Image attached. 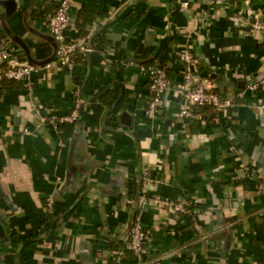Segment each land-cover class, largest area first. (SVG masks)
Listing matches in <instances>:
<instances>
[{"label":"crops","instance_id":"0c3cea01","mask_svg":"<svg viewBox=\"0 0 264 264\" xmlns=\"http://www.w3.org/2000/svg\"><path fill=\"white\" fill-rule=\"evenodd\" d=\"M182 1L71 0L67 36L93 51L38 69L30 90L0 87V264H138L126 247L137 213L163 264H264V31L250 25L264 0ZM55 9L56 0H0V35L23 60H53ZM186 46L233 107L180 118L175 52ZM147 63L165 64L171 81L155 119L145 115ZM75 92L85 101L76 122L62 132L41 122L68 114ZM145 169L156 180L145 182Z\"/></svg>","mask_w":264,"mask_h":264},{"label":"built area","instance_id":"2783aa9c","mask_svg":"<svg viewBox=\"0 0 264 264\" xmlns=\"http://www.w3.org/2000/svg\"><path fill=\"white\" fill-rule=\"evenodd\" d=\"M181 4L186 7L189 5V1L183 0ZM71 25V0H56V9L48 16L47 27L57 42V60L42 65L23 60L13 40L0 41V81L3 79L21 81L24 87L30 90L34 83V73L38 69L69 66L72 62L71 55L73 53L88 54L92 52L94 47L88 43L87 38L81 36L68 38L67 31ZM250 25L252 31H264V13L260 15L258 20L251 22ZM175 53L184 65L183 79L176 89L182 97L179 111L180 118L185 121L190 120L196 113L197 108L204 105H210L216 111L235 105L234 100L223 97L214 90L213 81L209 76H199L195 72L196 59L188 46ZM142 68L149 76V96L145 106V115L149 119H155L162 107L164 94L171 88V81L165 67L155 64L148 67L142 65ZM260 84H264V79ZM248 87L255 90L259 87V83H251ZM84 106V99L79 92H75V102L70 113L60 116L55 114L42 115L40 119L42 123H51L58 128L62 123L75 122ZM261 108L264 109V104L261 105ZM144 180L145 182L156 180L151 176L149 169L144 170ZM257 191L264 193V180L258 181ZM149 199L143 194L141 203L144 204ZM152 200L176 214H184L187 210V202L184 200L173 201L164 197H154ZM46 204L49 210H53V195L46 198ZM148 238V231L143 226L139 216H137L127 233L126 247L137 257L138 264H163L161 257L151 255L147 247Z\"/></svg>","mask_w":264,"mask_h":264},{"label":"trees","instance_id":"16d2710c","mask_svg":"<svg viewBox=\"0 0 264 264\" xmlns=\"http://www.w3.org/2000/svg\"><path fill=\"white\" fill-rule=\"evenodd\" d=\"M1 33H2V34L0 35V41H4V40H9V39H11L9 36L6 35V33H4L3 29H2V31H1ZM11 40H12V39H11ZM86 56H87V54H83V53H80V52H76V53H73V54L71 55V60H72V62H73V61H75L78 57H81V58L85 59ZM21 57H22V56H21ZM22 59H23V58H22ZM54 60H57V57H55L53 60H48L47 62H49V61H54ZM47 62L45 61V63H47ZM72 62H71V63H72ZM45 63H44V64H45ZM142 65L148 67V66H150V65H155V64L147 63V64H142ZM157 65H159V66H161V67H165L166 70H167V73H168V68H167V66H166L165 64L161 63V64H157ZM14 82H16V80L3 79L2 81H0V87H1V86H9V85L13 84ZM214 90H215V89H214ZM215 91H216V90H215ZM216 92H217V91H216ZM202 108H211V109H212V106H210V105H204V106H201V107L197 108L196 112H198V111L201 110ZM71 111H72V110H71ZM71 111H70V112H71ZM70 112H69V113H70ZM75 122H76V121H75ZM72 123H73V122H72ZM67 124H69V123L65 122V123H62V124H60V125L58 126V129L60 130V132L63 131V129L66 127ZM137 216H138V213L135 214V215L133 216L132 223H131L130 227L132 226V224H133L134 221L136 220ZM130 227H129V229H130ZM131 252H132V251H131ZM133 254H134V253H133Z\"/></svg>","mask_w":264,"mask_h":264},{"label":"water","instance_id":"95a60500","mask_svg":"<svg viewBox=\"0 0 264 264\" xmlns=\"http://www.w3.org/2000/svg\"><path fill=\"white\" fill-rule=\"evenodd\" d=\"M52 36V35H51ZM52 39L54 40V42H55V44H56V50H57V42L55 41V39H54V37L52 36ZM27 56H28V60H29V62H31V63H34V64H38V62L36 61V60H34L30 55H29V53L27 52Z\"/></svg>","mask_w":264,"mask_h":264}]
</instances>
